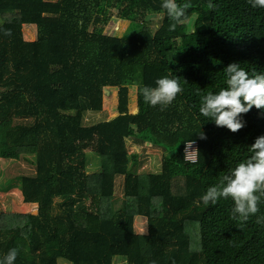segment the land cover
Wrapping results in <instances>:
<instances>
[{"label":"trees","instance_id":"obj_1","mask_svg":"<svg viewBox=\"0 0 264 264\" xmlns=\"http://www.w3.org/2000/svg\"><path fill=\"white\" fill-rule=\"evenodd\" d=\"M161 2L0 0V45H11L10 62L0 60V159L32 166L0 178V191L16 188L37 205L36 215L0 213V258L16 248L15 264H114L118 256L127 264H264V222L256 223L264 202L241 224L231 198L201 199L249 158V146L264 136V109L241 113L235 133L199 111L203 96L226 87L229 63L264 73V8L178 0L190 8L169 31ZM115 10L128 24L122 37L104 33ZM154 16L161 22L152 32ZM25 25L37 26L35 40L25 38ZM162 77L178 79L183 91L153 107L141 89ZM112 87L118 114L85 124ZM130 138L161 149L158 172L130 171ZM189 141L197 143L195 162L185 159ZM117 176L124 177L120 200ZM137 216L147 219V233L135 232Z\"/></svg>","mask_w":264,"mask_h":264},{"label":"clouds","instance_id":"obj_2","mask_svg":"<svg viewBox=\"0 0 264 264\" xmlns=\"http://www.w3.org/2000/svg\"><path fill=\"white\" fill-rule=\"evenodd\" d=\"M252 8H264V0H248ZM209 9L215 4L209 0ZM161 8L173 21L169 31H175L177 24L183 22L190 4L178 0H162ZM11 35V30H4ZM226 87L217 93L209 92L202 97L200 114L214 120L217 127H226L231 132L239 131L244 125L238 116L248 113L253 107L264 109V73H249L240 63H229L225 68ZM142 95L145 103L155 107L170 105L183 89L178 79L162 77L156 81V87L144 86ZM200 139H206L203 131L197 133ZM251 155L245 162L239 163L229 173L223 175L219 182L210 186L202 195L204 204H215L219 199L231 198L234 201L232 216L241 224L249 221L260 211L259 204L264 202V136L258 137L249 146ZM264 222V216H258L256 223ZM18 256L16 248L10 249L0 258V264H15Z\"/></svg>","mask_w":264,"mask_h":264},{"label":"rangeland","instance_id":"obj_3","mask_svg":"<svg viewBox=\"0 0 264 264\" xmlns=\"http://www.w3.org/2000/svg\"><path fill=\"white\" fill-rule=\"evenodd\" d=\"M114 16L111 18L110 22L104 27V33L109 35H114L117 37H122L127 28V23L123 22L117 17V10L113 13ZM12 18H10L11 20ZM15 21V19H13ZM161 18L159 16L152 17L150 21V29L154 32L160 25ZM24 36L27 39L35 40L37 38V26L25 25L24 26ZM0 60L2 62H10L11 60V45L2 44L0 45ZM134 82L131 86L130 91V109L136 111L137 108V88L140 81L138 78L132 79ZM118 88L112 87L105 92L104 95V106L101 111H89L85 114L84 122L85 124H94L100 121L110 119L118 114ZM127 146L131 152L132 164L130 171H134L137 174H149L150 172H158L160 170L161 164V149L154 145H145L144 143L138 142L134 139H127ZM31 162L35 160L33 156L28 157ZM32 166L24 159L22 160H1L0 159V170L1 177L9 174H17L21 170L31 169ZM124 195V177L117 176L115 179V196L117 199H121ZM60 201L57 200V203ZM56 203L55 214L59 213V207ZM90 201H86L89 204ZM37 205L29 204L23 201V196L18 189H12L8 193H3L0 191V213L6 215L12 214H34L36 215ZM134 228L136 233H147V219L142 216H137L134 220ZM192 239L194 243L197 244V233L195 230L192 232ZM57 264H68L64 261L59 260ZM114 264H127L124 258L120 256L114 259Z\"/></svg>","mask_w":264,"mask_h":264},{"label":"built area","instance_id":"obj_4","mask_svg":"<svg viewBox=\"0 0 264 264\" xmlns=\"http://www.w3.org/2000/svg\"><path fill=\"white\" fill-rule=\"evenodd\" d=\"M144 144L145 145H147V144L152 145L149 142H144ZM184 152H185V159L186 160H189L191 162H195L197 160V143L195 141L186 142ZM130 155H131V152H130Z\"/></svg>","mask_w":264,"mask_h":264}]
</instances>
